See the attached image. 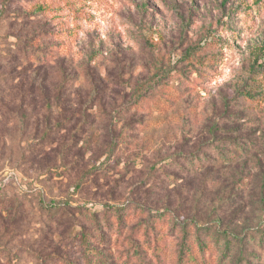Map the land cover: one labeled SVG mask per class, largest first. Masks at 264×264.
Here are the masks:
<instances>
[{
  "label": "rangeland",
  "instance_id": "374dc122",
  "mask_svg": "<svg viewBox=\"0 0 264 264\" xmlns=\"http://www.w3.org/2000/svg\"><path fill=\"white\" fill-rule=\"evenodd\" d=\"M44 59L52 61L42 70ZM94 85L107 99L104 109L94 107L98 126L83 134L75 152L84 154L82 166L97 168L77 190L81 169L49 170L59 163L43 136L46 124L61 119L60 92L74 106ZM124 93L142 96L139 105L133 97L124 102ZM119 106L134 108L142 124L130 139L116 135L109 159L96 144L108 141L105 125L118 134L126 123V117L110 119ZM227 109L231 118L242 114L239 124L251 135L248 155L225 171L230 183L244 178L245 196L228 213L237 223L229 218L216 228L224 235L234 231L233 243L211 245L207 264H264V0H0V264H59L53 255L57 232L70 242L79 228L72 233L65 224L57 231V200L88 202L105 215L101 231L87 228L91 261L92 248L99 247L106 264L111 258L117 264H174L179 229L129 207L121 224L98 195L110 189L94 184L115 176L122 195L117 202L162 203L174 188L157 189L168 180L162 170L151 171L153 162L187 150L205 126L222 122ZM254 194L255 204L247 205ZM132 225L137 228L130 233ZM79 244L77 234L74 248Z\"/></svg>",
  "mask_w": 264,
  "mask_h": 264
},
{
  "label": "trees",
  "instance_id": "16d2710c",
  "mask_svg": "<svg viewBox=\"0 0 264 264\" xmlns=\"http://www.w3.org/2000/svg\"><path fill=\"white\" fill-rule=\"evenodd\" d=\"M52 60L44 59L39 61L42 64V70ZM90 74V73H89ZM61 89V88H60ZM59 89V90H60ZM62 89H65V84H62ZM63 92V91H62ZM106 92L101 88L94 85L93 92L90 93L87 98L78 95L77 100L74 102V106L70 105L69 98L62 96L55 100L59 102L61 106V119L54 125L46 124V131L43 139L48 141L50 149H53L55 157L57 158L59 167L49 168L51 171L67 170L74 174V170L81 169V178L77 179L74 187L80 190L83 187L85 181V174L93 172L97 168V164H91L85 168L82 166L84 161V154L81 152L76 153L77 147L80 145L83 134H88L91 130L97 128V124L100 121L97 112H94V107L100 105L103 107L105 99H107ZM246 96H252L249 92L245 93ZM135 99L134 104H138L142 96H136L128 93L123 94V101L126 102L130 98ZM46 100V97L44 98ZM126 106V105H125ZM104 109V107H103ZM134 109V108H133ZM133 109L119 106L116 110H112L113 117L123 118L126 117L122 125V128L118 134L114 131L111 124L105 125L103 128L106 132L104 142H98L96 144V150L102 151L103 155L111 159L114 156L117 148V142H114L116 135L118 139H125L130 136L131 133L137 130L142 123L141 120H136V112ZM101 113L104 111L100 110ZM229 110H224L220 116L222 122L217 124H209L203 128L201 132L196 134L193 139L194 142L191 146L186 148L187 150L180 149L178 152L171 153L164 158L153 162L151 171L154 173L162 170L163 177L168 181L159 183L158 190L169 189L166 193L167 200L161 203L160 200L149 202L148 204H121L117 202L118 195L116 189L120 185V179H116L115 176H111L110 180L105 178V182H96L95 189L102 190L104 188L110 189L109 195H102L104 204L102 206H108L116 213L114 217L122 224L124 222L125 208H137L139 211H146L151 213L154 218L158 220L166 219L173 223L172 229H179L182 233V239L179 242L178 251L176 254V260L174 264H207L208 259L212 256L208 255L206 250L211 245H215L220 241H224V248H229L233 243L232 236H235L234 231L229 229L228 235H224L222 229L216 231L218 226L224 225V222L230 223L231 218L228 213L232 206L236 202H243L245 193L243 192L244 186H242L244 178L234 179L232 183L228 181V177L225 176V171L232 165L233 162L239 161L242 156L248 155V146L251 135L246 134L242 130L239 121H242L241 115L231 118ZM110 112L107 114L109 119ZM108 121V120H107ZM72 122H74L72 126ZM66 124V126L64 125ZM70 129H68V127ZM234 134V136H233ZM129 135V136H127ZM255 141H252L254 144ZM89 145V144H88ZM234 147H231V146ZM230 150L233 151V158L228 156ZM73 159V160H72ZM69 161V162H68ZM99 161V160H97ZM101 163L100 165H102ZM82 168H85L84 170ZM75 171V173H76ZM69 172V173H70ZM62 175V174H61ZM184 183L178 188L179 183ZM191 189H195V193H191ZM135 190L134 188L131 189ZM131 196V194H129ZM176 197V201H171V197ZM94 195L93 199H96ZM106 197V198H104ZM250 203L247 205L253 206L258 196L251 195ZM135 200V199H134ZM233 200V201H232ZM137 201V200H135ZM235 201V202H234ZM54 215L57 214V226L59 231L65 224L70 225L72 233L70 235V242L66 238V233L57 232L55 236V247L53 255L55 256L57 263L59 264H106L104 251H101L99 247H94L93 255H96L94 262L91 261L90 249H89V237L88 229L91 225L96 231H101L100 219L105 215L100 214L96 209H90L89 203L84 204L72 203V201L57 200L54 202ZM102 204V203H100ZM245 204V203H244ZM97 208V207H96ZM112 212V213H113ZM81 219V220H80ZM232 223H237L232 219ZM88 222V225L86 224ZM90 223V224H89ZM231 223V225H232ZM95 224V225H94ZM97 224V225H96ZM75 227V228H74ZM137 225H132L129 228V232L136 231ZM70 230V229H69ZM79 231V233L77 232ZM80 235L79 248H74L73 241L75 236ZM74 235V236H73ZM163 236L161 234L156 235V242H160ZM132 243L135 244L137 249H140L141 243L133 238H129ZM69 243V244H68ZM196 244V245H195ZM70 245V246H69ZM194 247L198 250V254L194 251ZM91 251V252H93ZM47 257V256H46ZM105 259V260H103ZM111 264H117L110 259ZM244 264V263H243ZM248 264V263H247Z\"/></svg>",
  "mask_w": 264,
  "mask_h": 264
}]
</instances>
